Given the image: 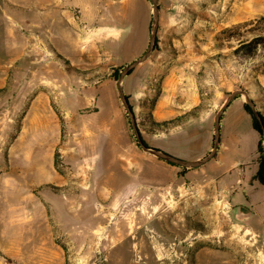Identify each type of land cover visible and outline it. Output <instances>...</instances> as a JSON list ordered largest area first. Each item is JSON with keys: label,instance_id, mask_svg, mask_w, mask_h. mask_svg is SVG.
<instances>
[{"label": "rangeland", "instance_id": "rangeland-1", "mask_svg": "<svg viewBox=\"0 0 264 264\" xmlns=\"http://www.w3.org/2000/svg\"><path fill=\"white\" fill-rule=\"evenodd\" d=\"M2 1L0 264H264V223L255 214L260 186L250 184L259 137L239 106L221 118L216 155L200 167L161 160L137 142L118 81L149 46L151 2L145 0L151 16L141 53L143 35L132 44L126 36L121 47L106 45L115 57L105 54L98 64L90 57L79 68L49 47H24L22 33L6 27ZM130 4L143 19L145 2ZM157 4V43L122 89L148 147L199 161L211 154L215 117L233 93H247L256 111L264 109V48L250 58L234 54L241 41L264 37V30L243 26L264 16V0ZM172 6L178 13L170 9L161 20V9ZM235 27L239 41L220 37ZM154 61L174 69L180 91L167 95L166 71H154ZM62 77L69 87L79 78L76 85L95 92L62 96ZM232 165L237 169L222 177L233 186L224 198L216 179ZM231 198L254 207L250 221L234 219Z\"/></svg>", "mask_w": 264, "mask_h": 264}, {"label": "crops", "instance_id": "crops-1", "mask_svg": "<svg viewBox=\"0 0 264 264\" xmlns=\"http://www.w3.org/2000/svg\"><path fill=\"white\" fill-rule=\"evenodd\" d=\"M143 1L146 4L147 14L139 21L136 20V9L132 8L130 0H3L1 14L6 27L10 31L22 33L24 47H49L57 57L81 68L89 61L90 57L96 64L100 60L102 63L105 54L110 55L112 58L115 57L109 50H106V45L110 43L112 46L121 47L126 36H129L126 42L132 44L136 36L138 37L142 34L140 53L144 50L151 15L148 3L145 0ZM159 1L162 2L163 0ZM170 9H175V12L178 13L177 6L161 9V20L166 11L169 10L171 14L172 10ZM106 33L107 36L105 35ZM117 60L119 61V59ZM154 63V71H166L162 86L167 95H170V92L174 94L180 91L182 89L180 76L174 72V69H162V67H158L157 61L151 62V64ZM62 78L66 84L65 87L59 89L62 96L89 95L95 92L93 87H91L90 92V87L76 85L78 80H80L79 78L77 80L75 78L74 82H70L71 86L74 83L75 87L67 86L68 79L66 77ZM233 104L239 106L240 110H242L240 117H247L252 127V118L245 111L244 101L240 98H236L230 103L222 117L224 118ZM210 111L213 110L210 109ZM257 111L264 117V109L258 107ZM254 132L258 135V141H260L259 134L256 131ZM218 162L220 160L211 167L216 173L222 165V163L220 165ZM256 165L258 163L255 164V169ZM232 169L237 168L232 165L231 168L224 170L220 177L218 175L216 179V183L224 198H227L225 194L233 186L224 183L222 177ZM254 175L250 184L252 185V182L253 184L257 183L260 187L255 189L261 195V198L257 201L255 214L263 219L262 222L264 223V187L254 180ZM236 183L241 184L239 177ZM248 202L253 205L251 198H249ZM230 204L235 208L240 206L254 211V207L250 206L248 208L238 204L234 202V198H231Z\"/></svg>", "mask_w": 264, "mask_h": 264}, {"label": "water", "instance_id": "water-1", "mask_svg": "<svg viewBox=\"0 0 264 264\" xmlns=\"http://www.w3.org/2000/svg\"><path fill=\"white\" fill-rule=\"evenodd\" d=\"M149 1L151 2L152 6H153V27H152V31H151L150 43H149V46H148L145 54L140 59L136 60L131 65H129L127 68H125L124 71L121 73V76H120L119 81H118V91H119L120 99H121L122 104L124 105V107L128 113V116L130 117V121L132 124V128L134 130L137 142L145 152H147V153H149V154H151V155H153V156H155L161 160L167 161V162L172 163V164L180 165V166L186 167L188 169L197 168V167H200V166L204 165L205 163L209 162L216 155V152L218 150V146L220 144V121L222 118V114L224 113L225 109L230 105V103L233 100H235L238 97H244L245 103L247 105H249V107L252 109L257 120L262 124L261 118L256 111L255 105L249 99L247 93L235 92L227 99L225 105L223 106V108L219 111V113L215 117L216 137H215L214 147L212 149L211 154L208 157H206L202 160H199V161H184V160L177 159L171 155H168V154H166L160 150L147 147L143 143V141L140 137V133L136 127V121H135L134 113L130 108V105L128 103L126 96L124 95V92L122 89V81H123L124 77L126 75H128V73L133 68L144 63L150 57V55L154 49V46L156 44V33H157V27H158L159 8H158L157 0H149ZM263 131H264V129H263ZM263 135H264V132H263ZM263 138H264V136H263ZM253 216H254V213L251 210L244 208V207H240V206L235 208V212L233 214L234 219L239 223H246V222L250 221Z\"/></svg>", "mask_w": 264, "mask_h": 264}, {"label": "trees", "instance_id": "trees-1", "mask_svg": "<svg viewBox=\"0 0 264 264\" xmlns=\"http://www.w3.org/2000/svg\"><path fill=\"white\" fill-rule=\"evenodd\" d=\"M251 25H254V27L259 29V31H263L264 30V16H262L258 20H256L255 24H253V23L243 24V26H251ZM237 31H238L237 27L225 29L220 33V37H223L227 41L238 40V39H236L238 37V36H236ZM156 43H157V39H156ZM260 46H262L264 48V37L263 36H255L250 40L241 41L239 46L234 50V54L238 55V56H242L244 58H250V57L255 56V54H256V52ZM115 73H116V71H115ZM128 74H130V72ZM126 98L128 100V97H126ZM128 103H129V101H128ZM130 108H131V106H130ZM244 109L252 118V128L254 129V131H256L259 134V136L261 138H263V136H264L263 135L264 117L260 113L257 112L261 118V122H262V124H261L257 120V118L255 117L252 109L246 103H244ZM131 110H132V108H131ZM140 137H141V135H140ZM141 139H142V137H141ZM142 141L147 146V144L145 143V141L143 139H142ZM257 152L261 155H260L259 160L257 162L258 163V170L254 176V180H256L261 186L264 187V151H262V141L261 140L258 143Z\"/></svg>", "mask_w": 264, "mask_h": 264}, {"label": "bare ground", "instance_id": "bare-ground-1", "mask_svg": "<svg viewBox=\"0 0 264 264\" xmlns=\"http://www.w3.org/2000/svg\"><path fill=\"white\" fill-rule=\"evenodd\" d=\"M87 189V188H86ZM101 197V196H100ZM104 209V208H103ZM103 209H101V207L99 208V211H98V213L99 214H101V213H103L104 212V210ZM98 216H96V218H97ZM31 220V219H30ZM32 221H29V222H27V223H31ZM97 226V225H96ZM99 229V228H98Z\"/></svg>", "mask_w": 264, "mask_h": 264}]
</instances>
